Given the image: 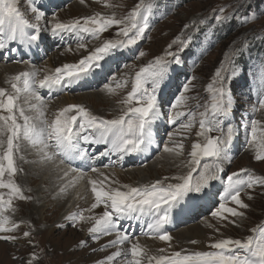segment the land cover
Instances as JSON below:
<instances>
[{"label": "rangeland", "instance_id": "1", "mask_svg": "<svg viewBox=\"0 0 264 264\" xmlns=\"http://www.w3.org/2000/svg\"><path fill=\"white\" fill-rule=\"evenodd\" d=\"M45 1L47 3L42 0L37 1V7L43 5L40 8L46 17L42 19L43 22H46L47 19V22L51 20L53 14L60 21L65 22L95 13L110 15L115 12L118 17H122L141 3V0ZM149 3L152 10L149 18L150 29L146 31V38L140 41L133 51H125L123 55L116 53L114 59L108 58L109 63L105 66L101 65V68L95 72L97 74L100 71V73L97 76L95 73L93 74L98 79L95 84L89 82L93 87L88 85L75 86L61 93H56L54 97L53 93H50L49 96L44 95L43 98L47 101V105H56L54 108L51 106V111L46 113L49 119L54 118V115L58 112L55 109L61 101H64V98L70 101L69 104H83L96 115L102 113L108 119L114 118L120 111L118 101L126 95L127 91L131 90V80L135 72L155 57L164 56L169 51L168 46L171 44V51L178 52L180 65L178 67L174 64L170 66L172 70L171 78L163 85L160 93L164 115L154 126L153 147L142 155H134L136 160L128 156L120 164L109 163L110 160L115 161L116 157L114 155L97 159L92 164L86 163L82 168H78L75 161L71 165L76 170L74 172L66 170L67 164L59 163V157H57L55 164L42 162L28 143L22 141L23 149L31 157L24 164L28 172L33 174L35 167L45 170L44 175L34 185L47 189V181L52 172H57L58 175L67 171L69 176L62 173V177L67 180L65 186L54 192L50 200L40 197L37 205L31 204L34 189L26 181L27 185L30 186L25 190V193H27L25 195L31 197V199L14 200L13 207L15 211L9 212L11 218L20 226L12 233H0V235L10 234L22 237L23 232L31 231V239L35 247L30 246L27 240L23 238L18 243L0 241V264H24V260L17 259V257H27L32 252L40 254L39 264H92L97 260L103 261L110 254L109 249L111 247L105 248L102 246L113 240L112 238L109 240V238L116 232L101 236L98 241L94 240L92 235L88 239L86 235L84 236L85 230L83 227L89 226L90 228L94 220L90 221V224L86 223L88 219L81 221L77 224H80L78 227L69 226V222L63 220L64 210L66 209L56 213L53 207L59 201L57 195L61 189L68 190L71 193L68 196L70 198L69 206L74 204L76 200H82V204L85 205L84 215L89 218L88 216L91 215L88 206L89 193L77 198V191L86 183V177L83 176L91 174L89 169L92 166L99 169L100 172L119 169L126 173L123 179L121 178L122 180L117 179L114 175L112 177L105 176L107 179L105 177L100 180L96 179L98 182L103 181L105 187L109 185L112 187L121 185L139 186L140 181L143 179L147 181L145 184H150L157 179L186 175L189 171L187 165L191 160L192 145L197 141L203 142V138L199 137L197 133L199 132V113L205 111L206 107L210 108L211 104V93L208 90V85L212 82L214 74L221 67L222 62L225 68H229L233 59L235 64L238 65V70L235 77L228 81V85L234 107L228 116L223 118L222 123L225 133L229 123L233 127L239 125L238 135L234 138L230 150L231 163L224 164L225 171L221 179L212 182V185L204 193L186 199L182 209H173L171 223L166 225V230L173 239L171 242H165L167 245L164 244L166 247L163 245V248L171 253V249L175 250L177 248L180 249L178 251H181L187 248L193 250L195 249L194 245L200 247L207 244V248L203 251L210 250L208 247L209 241L203 244H192L191 241H195V239L189 240V243L181 242V238L188 235V232L195 230L194 227H199L201 231L205 229L207 233H213L215 236H221V238L245 239L249 235H254L253 229L264 225V186L257 185L251 189L246 188L241 192V199L249 205L248 209H238L245 213L243 218L229 216L228 220H223L210 214L219 203L218 194L223 191L225 178L228 174L239 172L241 169H249L256 175L264 176V161L255 159L259 147L248 142L249 137L245 132L250 119L255 118L264 121V109L259 108L258 105L260 93L264 91V0H144L145 5ZM18 8L30 22H35V14L31 12L27 0H18ZM221 9H223V12H221ZM250 13L257 15L258 18L244 22L243 17ZM218 15H223L227 19L222 21L215 19ZM186 25L187 27H185ZM116 32L117 28L114 26L103 32L98 38H91L88 34L81 33L78 35L71 34L68 40L65 39L68 36L67 34L64 35L63 39L56 38L57 40H55L50 33L51 39L46 40V37H48L47 32H43L39 46H32L34 56H30V58L27 55L31 54V51H26L25 48L19 49L17 43L10 45V47L18 48L19 52L22 53H18L17 58L10 60L11 56H16L15 51L9 49L0 51V71L2 70L0 80L2 77L5 78L16 64L22 66L26 64L34 65L38 68L39 75L40 73H46V71H49L50 74L54 73L55 69L62 66L63 63L80 60L94 51L96 47H100L106 40L118 38ZM189 39H191V42L187 43V46L181 50V42H187ZM79 44H83L84 47H78ZM139 51H143L145 55L138 57L136 53ZM113 76L115 79L111 80V84L113 88H116V92L110 94L104 90L103 85L109 83L110 77ZM192 77L195 79H192ZM124 79L128 80V85L124 88H117V82ZM185 83H188V91L185 93L188 99L185 105L179 107L177 111H192L197 114L195 123L191 128L179 126L187 123L188 116L180 117L177 119L176 124L168 123L169 118L172 117L168 105L173 102L175 96L181 91V86ZM44 93H46V90ZM28 97L29 99L26 98L23 102L29 107L30 104L36 103V101L31 99L29 94ZM86 97H91L92 102ZM112 107L113 109L118 108V112L111 110ZM27 109L29 115H32L33 111L30 108ZM169 133H171V136H169ZM211 135L216 136L220 133L214 131ZM261 135H264V130L258 129V138ZM165 144L175 151L171 153L163 151ZM181 144L183 145L182 149L179 148ZM82 147H86L89 154H95L105 150L107 146L101 144L82 145ZM24 150L22 151L24 152ZM177 151L180 152L179 155ZM165 154H170V157H164ZM204 162L202 160L201 164ZM105 165L108 166L105 167ZM76 174H83V183H80L81 180L78 182L73 181ZM68 180L70 181L68 182ZM113 181L116 183H112ZM3 191L6 192L7 190ZM74 198L76 199L74 200ZM226 206L237 207L231 201H228ZM74 209L75 213L78 212V205H75ZM189 210V215L186 216L191 218L193 214H197L199 217L189 222H186V218L181 222L180 217L183 218L185 216L183 213ZM97 216L99 217V215ZM233 219H235V224L229 222ZM59 222L64 223V227H58L61 224ZM128 229L124 228L122 223V225L119 224L117 231L129 234L134 242L138 235L132 232L129 233ZM207 240H210L208 236ZM81 241L86 243L81 244ZM130 242H127L129 247ZM80 248L86 251L83 252L79 250ZM153 249L160 250L157 245ZM91 255L94 256L91 257ZM88 257L89 260H87Z\"/></svg>", "mask_w": 264, "mask_h": 264}, {"label": "snow or ice", "instance_id": "2", "mask_svg": "<svg viewBox=\"0 0 264 264\" xmlns=\"http://www.w3.org/2000/svg\"><path fill=\"white\" fill-rule=\"evenodd\" d=\"M27 2L31 12L35 14L34 23L19 10L18 0H0V51L5 49L18 51V48L10 47L16 43L29 48L33 45L38 47L43 32H48L53 38L59 39H63L65 34L81 33L98 38L103 32L115 26L118 38L106 40L77 63H65L57 67L54 73L44 75L43 78L39 77V70L24 72L12 78L11 90L0 88V189L7 190L0 191V233H12L20 226L9 215V212L15 211L13 201L31 199L14 179L19 171L16 152L20 149L22 141L28 143L42 162L51 164H55L57 157L60 158L61 164L64 161L92 164L97 159L112 155L116 159L110 160L109 163L120 164L127 156L142 155L153 147L154 126L164 115L160 93L163 85L171 78L170 66L180 65L178 52L171 51L170 44L169 51L164 56L155 57L135 72L131 80V90L118 101L120 111L114 118L96 115L83 104H68L60 108L54 118L49 119L46 115L47 101L39 95L40 90L61 93L90 78L101 68V62H106L108 58L114 59V54L123 55L125 51H133L134 47L146 38V31L150 29L152 6L150 3L145 5L144 0H141L140 4L122 17H118L115 12L110 15L95 13L66 22L60 21L53 14L52 19L42 26L39 21L46 18L45 13L40 10L43 5L37 7V0ZM257 18V15L250 13L243 17V20L248 22ZM215 19L222 21L227 17L218 15ZM190 42L191 39L187 42L182 41L181 50ZM78 47L82 48L84 45L79 44ZM136 55L143 57L145 53L139 51ZM237 70L238 65L234 59L229 68H225L222 62L208 85L211 104L210 108L206 107L205 111L199 113L197 133L203 138V142L197 141L192 145L191 160L187 165L189 171L186 175L165 177L139 186L105 187L103 181L89 180L94 196L91 208L95 209L102 205L103 214L98 218H86L83 212H76L66 216L65 220L69 222V226L75 227L81 221L94 219L88 231L97 241L101 236L116 232L115 239L102 247L117 246L118 250L99 264H112L118 257H123L126 264H264V225L253 229L254 235H249L245 239L231 237L215 239L208 245L210 250L193 252L181 250L171 255H151L138 239L130 242L133 238L129 234L117 231L121 218L133 219L145 215L150 218L146 234H155L159 240L171 242L173 237L165 226L171 223L173 209H182L186 199L204 193L212 182L221 179L225 171L224 164L231 163L230 150L239 130V125L233 127L231 123L227 125L226 133L222 127L223 118L227 117L234 107L228 81L235 77ZM22 77L23 91L36 101L29 105L33 111L32 115L26 114L25 108L18 105L22 89L17 82ZM114 79V76L110 77V82L103 85L104 90L110 94L116 92V88L111 84V80ZM127 85V79L117 82V88H124ZM187 91L188 83H185L173 102L168 105L172 113L168 120L169 124H176L177 119L183 116H188L189 119L186 124H180V127L191 128L195 123L197 115L195 112L177 111L179 107L185 105L188 99L185 96ZM258 105L264 109V91L260 93ZM258 129L264 130V121L252 118L245 132L249 137L248 142L259 147L255 159L264 161V135L258 138ZM214 131L220 135H211ZM101 144L107 147L95 154H89V150L82 147ZM179 148L182 149L183 145H179ZM163 151L171 153L175 150L165 144ZM177 154L180 152L177 151ZM202 160L205 161L203 164ZM89 170L99 172L94 166ZM64 175L67 176L68 172L65 171ZM257 185L264 186V176L256 175L249 169L228 174L223 191L218 194L219 203L210 214L223 220H228L229 216L243 218L245 213L238 209H248L249 205L241 199V192ZM228 201L234 202L237 207L226 206ZM229 222L235 224V219ZM31 235V231L23 232L22 237L4 234L0 235V241L18 243L23 238L30 246L35 247ZM126 242H130L128 249L119 247ZM84 243L86 242L81 241V244ZM160 252L163 253L164 250L161 249ZM17 259L24 260V264H39L41 256L32 252L27 257Z\"/></svg>", "mask_w": 264, "mask_h": 264}, {"label": "bare ground", "instance_id": "3", "mask_svg": "<svg viewBox=\"0 0 264 264\" xmlns=\"http://www.w3.org/2000/svg\"><path fill=\"white\" fill-rule=\"evenodd\" d=\"M39 1V0H37ZM44 3H47V1L45 0H42ZM50 1V0H49ZM39 4V3H38ZM34 20H35V17H34ZM48 20V19H47ZM46 20V22H47ZM46 22H43L42 20L39 21V23L43 26L45 25ZM68 36L65 37V39H69L68 37L71 36V34H67ZM47 36L46 37V40H50L51 39V36H49V33L47 32ZM64 38V37H63ZM55 40H57L55 38ZM18 44V43H17ZM35 47V46H34ZM18 48L21 49V48H25V50H29L31 51V54H28L27 57L30 58V56H34V50H33V47L29 48L28 46H25V45H20L18 44ZM28 48V49H27ZM21 52V51H20ZM19 50L18 51H15L16 53V56H11V59L10 60H14V58H17V54L20 53ZM22 53V52H21ZM4 60V59H2ZM77 62L79 60H76ZM76 61L74 62H71V63H75ZM70 63V62H69ZM109 63V61L106 60V62L104 61V63H102L101 65L105 66ZM65 64V63H63ZM4 67V66H3ZM14 67V66H13ZM6 68V67H5ZM47 68V67H46ZM4 69V68H3ZM5 70V69H4ZM35 70H38V68L34 65H29V64H26L24 66L22 65H17L6 75L5 78L2 77V79L0 80V88H8L9 90H11V82H12V78L16 75H19L21 73H24V72H33ZM54 71V70H53ZM52 71V72H53ZM2 72V70L0 71V73ZM51 72V71H50ZM5 73V72H4ZM100 73V71L96 74V76ZM47 74H50L49 71H46V73L44 74H41L39 75L40 78H43L44 75H47ZM52 74V73H51ZM97 77H95L94 75H92V77L82 81L79 85L77 86H80L82 87L85 86V85H88L89 87L92 86V84H90L89 82L91 81V83L93 82V84H95L97 82ZM18 83V86L22 89V86L24 85V78L22 77L21 80ZM75 87V86H74ZM72 87V88H74ZM93 87V86H92ZM45 90H40L39 92V95L41 97H43L44 95H50V93L46 90V93H44ZM56 95V93L53 92V97ZM93 96V95H92ZM95 97V96H94ZM29 99L28 97V93L26 91H21L20 93V100L18 101V105L20 106H23L26 110V114H29L28 112V109L29 108L27 105L24 104V99ZM86 98H89V97H86ZM32 99V98H31ZM89 101L92 102V99L91 97L89 98ZM70 101H67L65 98H64V101H61V103H59L58 107H56V111H59L60 108L62 107H65L64 105H68ZM102 102V101H101ZM47 105V112L51 111V106L54 108L56 105ZM111 110H113L114 112H118V108H114L113 107L111 108ZM46 112V113H47ZM115 114V113H114ZM117 114V113H116ZM97 115H100V116H103L102 113H97ZM104 117L106 118V116L104 115ZM111 117V116H110ZM113 117V116H112ZM22 123V119L20 121ZM24 150L23 147H22V144L20 146V149L16 152V161H17V165H18V169L19 171L17 172L16 176L14 177L15 181L23 188L24 192L25 190H27L29 188V186H33V189H34V197H33V200H32V203L31 204H36L38 203L40 197H44V198H48L50 200V197H52V194L54 192H56L58 189L60 190L61 187L65 186V184L67 183V180L65 177H62V173L58 174L57 175V172H52L48 178V181H47V189L45 188H42L38 185H34L36 182H38L39 178L41 176L44 175L45 173V170H43V168H40V167H35V171L34 173H29L28 170L25 168V163L28 162V158L31 159L30 156L27 155L26 153V150H24V152L22 151ZM22 157V158H21ZM128 157V156H127ZM125 157V159L127 158ZM131 158H134L136 160V158L133 156H130ZM140 157V156H139ZM164 157H170V154L168 155H164ZM60 161V160H59ZM57 162V161H56ZM77 164V167L78 168H82L86 163L85 162H78L76 161ZM60 163V162H59ZM63 163H65L66 165V170H73L75 169L73 166L72 163H69L68 161H64ZM50 164V163H49ZM64 165V164H63ZM62 165V166H63ZM58 166V165H57ZM61 166V168H63ZM48 168V167H47ZM57 168V167H56ZM77 168V169H78ZM52 169H53V166H52ZM60 169V168H59ZM61 170V169H60ZM76 172V171H75ZM73 173V172H72ZM100 173H103V175H100ZM128 173V172H127ZM126 173L123 172V171H120L119 169L118 170H109V171H103V172H91V174L89 176H83V174H76V177L75 179L73 180L74 182H78L80 181V183L82 182L83 183V177H86V183L84 184V186H82L80 189L78 188V193H77V198H81V196H85L86 194L89 193V199H88V206H89V209H90V216H88L89 218L90 217H96L97 215H102L103 214V211H104V207L101 205L95 209H92L91 208V205L94 203V196L91 192V185L89 183V180L90 179H103L105 176H109V177H112L114 175V177H116L117 179H123V176L125 175ZM69 176V175H68ZM72 176V175H71ZM94 176V177H93ZM127 176V175H126ZM81 177V178H80ZM30 178V179H29ZM72 179V178H70ZM121 179V180H122ZM84 180V181H85ZM126 180V179H125ZM26 181L30 184V185H27ZM70 180H68L69 182ZM120 181V180H119ZM145 182H147L146 180H142L140 181V185H143L145 184ZM72 183V182H71ZM79 183V184H80ZM76 184V183H75ZM74 184V185H75ZM73 185V184H72ZM73 185V186H74ZM71 188V187H70ZM68 189V188H67ZM76 189V188H75ZM3 191V190H2ZM73 191V190H72ZM75 191V190H74ZM73 191V192H74ZM89 191V192H88ZM27 194V193H25ZM69 194V191L68 190H64V191H60L59 194L57 195V197L59 198V201L57 204H54V208H55V212H61L62 210H64V215H63V220H65V217L72 214V213H75V209H74V206L75 205H78L79 207V210L78 212H83L84 214V206L82 204V200L78 201L76 200V202H74V204H70V198L68 196H70ZM76 194V193H75ZM74 196V195H73ZM88 196V195H87ZM72 198V197H71ZM84 198V197H83ZM76 198H74L75 200ZM72 202H73V199H72ZM68 205V206H67ZM67 206V207H66ZM66 207V208H65ZM190 212V210L186 213H183L185 216L180 217V221L183 222L184 220H186L187 218V221L186 222H189L190 220H195L196 218H198L199 216H197V214H193L191 218H189V216H186V215H189L188 213ZM98 217V216H97ZM62 220V222H63ZM94 219H88L86 220V223L87 224H90V221H92ZM62 222H59L62 224ZM68 222V221H67ZM124 224V228H129L128 231L129 233L132 232V233H136L137 238L135 239H138L140 244L151 254V255H159V254H165V255H171L173 252L175 251H178L180 249H171V253L168 252L167 250H165L166 248H163V245L165 244V241H161L159 240L158 236H154L153 234H146L147 233V223L150 222V218L148 216H145V215H141L139 216L138 218H133V219H125V218H121L120 220V225H122V223ZM60 224V225H61ZM64 224V223H63ZM80 225V224H79ZM79 225H76L75 227H78ZM178 225V223H177ZM166 227V226H165ZM215 228V227H214ZM80 229V228H79ZM83 229L85 230V233H84V236L86 235L89 238H91V234L89 233L88 229H89V226H84ZM194 231L192 232H188V235L184 236L183 238H181V242L183 243H189V240H193L195 239V241H198V243L200 244H203L204 242H208V244L212 241H214L213 238H216V239H220L221 236H215L213 233H207L206 230L204 229L203 231L200 230L199 227H194ZM81 230V229H80ZM82 232V231H81ZM115 236L116 234H113L112 237L109 238V240L112 238V239H115ZM207 236H208V239L210 240H207ZM108 239V238H107ZM91 240V239H90ZM90 240H88L89 242H91ZM104 241V240H103ZM133 242V241H132ZM129 243V242H128ZM157 245L158 248L161 250L163 248L164 252L161 253L160 250H155L153 249V247ZM167 245V244H165ZM164 245V246H165ZM207 245V244H206ZM206 245H201L200 247H198L197 245H194L193 247H195V249L191 250V249H187V252H193V251H203L204 249L207 248ZM173 247V245H171ZM121 247L122 249H128L129 246L127 245V242L123 245V246H119ZM166 247V246H165ZM189 247V246H188ZM185 248V247H184ZM79 250H82L83 252H85L86 250L80 248ZM118 250V247L117 246H113L109 249V252L110 254H112L113 252L117 251ZM169 253V254H168ZM109 254V255H110ZM94 255H91V257H93ZM100 258V257H99ZM87 260H89V257L87 258ZM99 262H102V260H97L95 261L94 263L92 264H99ZM112 264H126V260L123 258V257H118L116 258L115 261L112 262Z\"/></svg>", "mask_w": 264, "mask_h": 264}]
</instances>
